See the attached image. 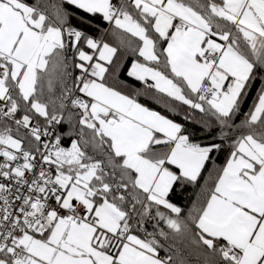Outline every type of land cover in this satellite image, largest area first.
<instances>
[{"label": "snow or ice", "instance_id": "snow-or-ice-1", "mask_svg": "<svg viewBox=\"0 0 264 264\" xmlns=\"http://www.w3.org/2000/svg\"><path fill=\"white\" fill-rule=\"evenodd\" d=\"M0 264H264V0H0Z\"/></svg>", "mask_w": 264, "mask_h": 264}, {"label": "trees", "instance_id": "trees-1", "mask_svg": "<svg viewBox=\"0 0 264 264\" xmlns=\"http://www.w3.org/2000/svg\"><path fill=\"white\" fill-rule=\"evenodd\" d=\"M106 26V25H105ZM111 39V38H110ZM132 59L131 53H127L123 56L122 62H121V75L120 79L127 82L132 87H139V82L134 81L133 78L127 77L126 68L130 65V61ZM256 87L258 88L259 85L257 84ZM252 96H255V91L252 92ZM141 102L147 103L149 106L155 108V110L164 112V109L161 105L156 104L153 100L146 97H141ZM252 103V99L249 98L248 104ZM245 110H247L245 108ZM223 161V155L219 156L217 158V163H220ZM195 192L196 190L189 187L184 192L177 193L176 196L173 197L174 200L178 199V202L181 204V206H184L185 204L190 205L192 199L195 198Z\"/></svg>", "mask_w": 264, "mask_h": 264}, {"label": "crops", "instance_id": "crops-1", "mask_svg": "<svg viewBox=\"0 0 264 264\" xmlns=\"http://www.w3.org/2000/svg\"><path fill=\"white\" fill-rule=\"evenodd\" d=\"M130 66V65H129Z\"/></svg>", "mask_w": 264, "mask_h": 264}]
</instances>
